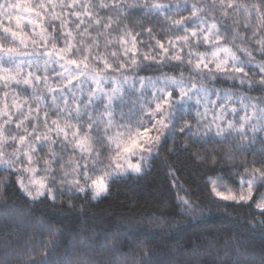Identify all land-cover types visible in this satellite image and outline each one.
I'll list each match as a JSON object with an SVG mask.
<instances>
[{"label": "snow or ice", "instance_id": "snow-or-ice-1", "mask_svg": "<svg viewBox=\"0 0 264 264\" xmlns=\"http://www.w3.org/2000/svg\"><path fill=\"white\" fill-rule=\"evenodd\" d=\"M173 63L172 75L140 76ZM225 143L219 154L205 147ZM166 150L209 170V203L193 201L170 167L185 195L126 228L150 232L173 216L171 227L191 226L223 208L244 210L228 214L241 237L264 233V0H0V194L14 186L30 207L66 194L100 200ZM40 248L20 264H54Z\"/></svg>", "mask_w": 264, "mask_h": 264}, {"label": "trees", "instance_id": "trees-1", "mask_svg": "<svg viewBox=\"0 0 264 264\" xmlns=\"http://www.w3.org/2000/svg\"><path fill=\"white\" fill-rule=\"evenodd\" d=\"M187 2L190 4L194 0ZM144 23L154 27L157 38H167L159 26L162 20L158 22L156 17H151L145 18ZM143 38L147 40L146 36ZM203 50L201 47L200 51ZM174 69V63L159 70L150 66L140 76L156 79L161 72L174 74ZM187 75L186 71V79ZM231 86L228 81L215 85L221 90ZM136 87L139 89L140 85ZM151 91V86L146 85V94L150 95ZM128 99L134 100L135 95ZM205 147L209 153L215 149L219 154L228 145L209 144ZM261 147L256 143L251 151L258 152ZM195 151L197 148L191 149V152ZM189 155L162 152L142 177L120 178L112 184L110 193L100 200L74 194L69 201L66 194L54 204L49 201L30 207L23 193L10 186L5 194H0V264H20L33 247L37 253L41 251V241L47 243L54 264H59L63 258L70 264H264V233L250 232L241 237L229 221V213L235 220L243 216L244 210L220 208L199 223L184 224L179 228L170 226L179 219L175 216L169 217L160 228L151 225L153 230L150 232H134L125 227L129 218H145L153 214L163 217L173 211L177 192L184 196L185 191L171 186L170 167L177 169L178 185L191 194L193 201L204 205L209 203L211 197L205 184V173L209 170L197 167L189 160ZM247 155L251 159V152ZM162 201L168 203L167 208L162 207Z\"/></svg>", "mask_w": 264, "mask_h": 264}, {"label": "rangeland", "instance_id": "rangeland-1", "mask_svg": "<svg viewBox=\"0 0 264 264\" xmlns=\"http://www.w3.org/2000/svg\"><path fill=\"white\" fill-rule=\"evenodd\" d=\"M213 99H215V97H212Z\"/></svg>", "mask_w": 264, "mask_h": 264}]
</instances>
